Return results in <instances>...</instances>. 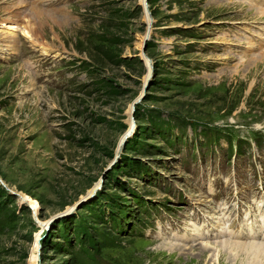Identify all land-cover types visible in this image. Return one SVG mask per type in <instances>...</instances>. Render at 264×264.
I'll return each mask as SVG.
<instances>
[{"label": "rangeland", "instance_id": "1", "mask_svg": "<svg viewBox=\"0 0 264 264\" xmlns=\"http://www.w3.org/2000/svg\"><path fill=\"white\" fill-rule=\"evenodd\" d=\"M45 2L0 0V264H77L55 231L66 212L84 219L103 264H240L211 246L263 235L264 0ZM26 24L38 43L22 36ZM148 109L231 129L239 146L230 154L223 137L205 142L186 123L175 153ZM132 159L151 170L129 171ZM107 194L131 215L125 232L95 219ZM251 201L246 220L257 224L240 240L246 232H225L222 219L244 220ZM134 214L140 236L129 231ZM207 215L212 240L193 224L169 230L191 220L213 232Z\"/></svg>", "mask_w": 264, "mask_h": 264}, {"label": "trees", "instance_id": "2", "mask_svg": "<svg viewBox=\"0 0 264 264\" xmlns=\"http://www.w3.org/2000/svg\"><path fill=\"white\" fill-rule=\"evenodd\" d=\"M82 66H84V64ZM84 69L86 70V72L90 71L88 68H84ZM147 114L148 115L146 116L145 114V116L147 117L149 125L157 129V134L159 135V138L165 144L167 149L168 148H172V150L177 149V147H174V145L176 144L177 141H181L182 137L184 136V128L186 123L190 124L193 130H195L196 127L198 126V130L201 131L205 139L210 137L217 139L221 135H224L227 137L226 139L228 143H230L231 129L222 130L223 128L215 126L213 128L214 130L211 131V128L209 126L206 127L202 125L200 123V120H192V119L191 121L182 119V120H173L170 122L167 118L164 119L162 116H160L158 110L148 109ZM173 125L177 126L178 131H174L171 133H168L167 131L166 133L164 130H161L160 128L162 126H167L172 129ZM255 132L256 130L253 131V133ZM236 145L239 146L237 142ZM125 165L131 172L133 171L142 172L144 169L145 172L148 169L151 170L150 165L143 164L140 161L133 159L126 161ZM139 174L140 173H138V175ZM130 198L131 201L135 203V206L139 212L142 213L146 212L145 196H142L140 192L133 191L130 195ZM96 201L97 198L89 201L90 206H88L87 208L91 209L92 207H94L93 203L91 202H96ZM101 202H102L101 205H98V210L96 211L97 214L95 215L96 216L95 219L99 220V222H105L106 224L112 226L114 229L118 231L125 232L122 224L125 223L124 219L127 216L128 217L131 216L129 214L126 215L128 210L126 211L125 209V213L123 214V210L121 209V204L119 203V201L113 200L108 196V194L104 198H102ZM0 203H1L0 209H2V207H4L5 205V202L3 203V201L2 202L0 201ZM83 220L84 219H82L79 215H72V213L67 215V217L61 216L58 219H56V222L54 223L55 231H57L56 232L57 235L60 236L62 239H64L67 245L69 246V249L67 250L70 251L73 255H75L77 264H103L101 262V259L106 258L107 260H109V258L106 257L105 254L100 252L95 246L94 248L89 247L88 244L89 243L91 244L92 234L90 233L89 229L87 228V225H85ZM139 220H141V216L139 214H134V220L129 221L130 223L128 224V226L130 225L129 231H131L134 234H137L138 236L141 235V231L133 228V223ZM68 230H70L71 233V238L69 239H67ZM94 232L97 233L95 230ZM65 242H62V245H65ZM58 243L56 242V244Z\"/></svg>", "mask_w": 264, "mask_h": 264}, {"label": "bare ground", "instance_id": "3", "mask_svg": "<svg viewBox=\"0 0 264 264\" xmlns=\"http://www.w3.org/2000/svg\"><path fill=\"white\" fill-rule=\"evenodd\" d=\"M261 6L264 7L263 4ZM257 10H258V12L264 14V10H261L259 8ZM12 28L14 29L15 27H12ZM20 28H21L20 30H21L23 36L27 37L33 43H36V42L38 43V41H36V39L33 35V32H32L33 28L30 25L26 24ZM37 45L40 46L41 52L47 53L49 51L48 47H46L45 45H43L41 43H39ZM256 238H257V240H253V241L249 240L248 242H243V243H241L240 241L229 242V241H226L225 239H220L217 242H215L213 244V246H211V247H213V249L211 248V250H213V252H215L217 254H229L231 252V254L236 258V262L239 261L240 264H242V263L243 264H264V240L262 238V235L260 237H256ZM246 239H248V238H246ZM174 241H176V240L174 239ZM171 248H173V247H171ZM176 248L179 249V251L183 252V249H181L179 247H176ZM205 248H207V247L202 246L199 248L198 258L200 260L201 259L205 260V258L207 257V256L205 257V253L206 252L208 253L209 249L206 250ZM203 250H205V251H203ZM198 263H200V261ZM198 263H196V264H198ZM221 264H226V263L223 261V262H221Z\"/></svg>", "mask_w": 264, "mask_h": 264}, {"label": "water", "instance_id": "4", "mask_svg": "<svg viewBox=\"0 0 264 264\" xmlns=\"http://www.w3.org/2000/svg\"><path fill=\"white\" fill-rule=\"evenodd\" d=\"M69 212H66V213H63V215H66V214H68Z\"/></svg>", "mask_w": 264, "mask_h": 264}]
</instances>
